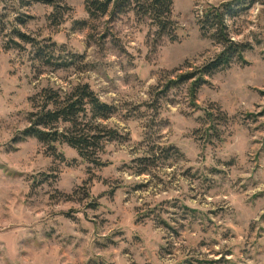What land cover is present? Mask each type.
I'll return each mask as SVG.
<instances>
[{"label": "rangeland", "instance_id": "obj_1", "mask_svg": "<svg viewBox=\"0 0 264 264\" xmlns=\"http://www.w3.org/2000/svg\"><path fill=\"white\" fill-rule=\"evenodd\" d=\"M228 1L174 0L171 40L132 14L92 21L86 0L60 25L0 0V264H264V0L228 22L245 65L195 99L170 83L220 52L198 19ZM85 84L117 110L97 163L21 135L46 90Z\"/></svg>", "mask_w": 264, "mask_h": 264}, {"label": "trees", "instance_id": "obj_2", "mask_svg": "<svg viewBox=\"0 0 264 264\" xmlns=\"http://www.w3.org/2000/svg\"><path fill=\"white\" fill-rule=\"evenodd\" d=\"M26 5L43 4L52 7L50 21L60 25L68 11L66 0H25ZM260 0H231L221 6H212L202 11L198 24L204 38L211 39L220 48V52L202 66L190 67L188 71L179 69L174 86L190 84V96L195 99L198 90L208 83L216 73L229 69L234 64H246L245 54L253 47L250 43L236 41L230 31L229 20L245 14ZM174 0H86L89 19L96 21L103 17L115 20L123 15L132 14L139 22H147L159 38L176 39L177 22L173 18ZM21 25L26 22L19 18ZM144 21V22H143ZM83 25H87L83 22ZM14 34L20 42L37 47L43 53L44 47L37 44L21 30ZM16 47L20 44L15 43ZM43 55V54H42ZM53 61V55H48ZM37 111L28 117L29 126L22 132L23 137H34L41 143L53 148L57 144H66L78 151L79 155L90 163L98 162L105 141L118 139V133L108 129L102 122L111 119L116 107L101 100L89 85H78L69 92L48 89L36 106ZM102 121V122H101ZM147 171L140 172V175Z\"/></svg>", "mask_w": 264, "mask_h": 264}]
</instances>
